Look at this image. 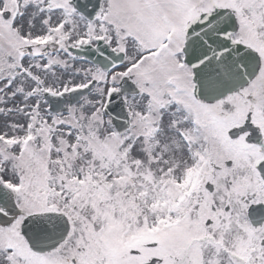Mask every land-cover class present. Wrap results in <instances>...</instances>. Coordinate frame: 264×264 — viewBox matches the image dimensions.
Instances as JSON below:
<instances>
[{"label": "snow or ice", "instance_id": "obj_1", "mask_svg": "<svg viewBox=\"0 0 264 264\" xmlns=\"http://www.w3.org/2000/svg\"><path fill=\"white\" fill-rule=\"evenodd\" d=\"M0 264H264V0H0Z\"/></svg>", "mask_w": 264, "mask_h": 264}]
</instances>
